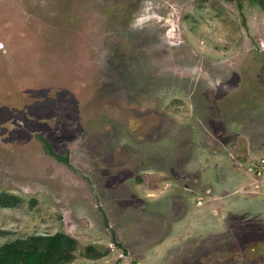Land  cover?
Listing matches in <instances>:
<instances>
[{
  "label": "rangeland",
  "instance_id": "1",
  "mask_svg": "<svg viewBox=\"0 0 264 264\" xmlns=\"http://www.w3.org/2000/svg\"><path fill=\"white\" fill-rule=\"evenodd\" d=\"M12 198L0 246L62 232L66 264H264V11L0 0Z\"/></svg>",
  "mask_w": 264,
  "mask_h": 264
},
{
  "label": "trees",
  "instance_id": "2",
  "mask_svg": "<svg viewBox=\"0 0 264 264\" xmlns=\"http://www.w3.org/2000/svg\"><path fill=\"white\" fill-rule=\"evenodd\" d=\"M264 11V0H251ZM45 150L51 154L44 142ZM65 163L66 158L55 156ZM10 202L1 204L9 205ZM75 240L62 232L34 235L25 240H15L0 246V264H66L73 259ZM97 254H95L96 256Z\"/></svg>",
  "mask_w": 264,
  "mask_h": 264
},
{
  "label": "built area",
  "instance_id": "3",
  "mask_svg": "<svg viewBox=\"0 0 264 264\" xmlns=\"http://www.w3.org/2000/svg\"><path fill=\"white\" fill-rule=\"evenodd\" d=\"M198 203V202H197Z\"/></svg>",
  "mask_w": 264,
  "mask_h": 264
}]
</instances>
